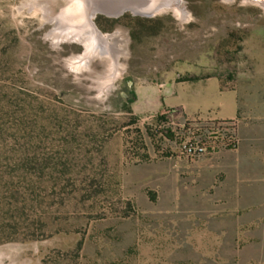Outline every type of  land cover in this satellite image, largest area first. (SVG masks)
Segmentation results:
<instances>
[{
    "label": "rangeland",
    "instance_id": "obj_1",
    "mask_svg": "<svg viewBox=\"0 0 264 264\" xmlns=\"http://www.w3.org/2000/svg\"><path fill=\"white\" fill-rule=\"evenodd\" d=\"M59 8L0 0V264H264V6L98 14L111 81ZM192 77L236 92L233 149L182 152L210 118L159 102Z\"/></svg>",
    "mask_w": 264,
    "mask_h": 264
},
{
    "label": "crops",
    "instance_id": "obj_2",
    "mask_svg": "<svg viewBox=\"0 0 264 264\" xmlns=\"http://www.w3.org/2000/svg\"><path fill=\"white\" fill-rule=\"evenodd\" d=\"M222 85L216 77L175 84L167 90L168 94H161L163 100L159 102L160 109L180 108L186 116L200 115L213 120H232L239 112L236 92L227 90Z\"/></svg>",
    "mask_w": 264,
    "mask_h": 264
},
{
    "label": "bare ground",
    "instance_id": "obj_3",
    "mask_svg": "<svg viewBox=\"0 0 264 264\" xmlns=\"http://www.w3.org/2000/svg\"><path fill=\"white\" fill-rule=\"evenodd\" d=\"M91 3L98 5L101 9H109L113 11L118 7H123L119 10L118 13H123L125 11H142L148 10L149 6L146 4L147 0H88ZM177 9V7H175ZM173 8V9H175ZM87 6L84 3V0H68L66 4L63 5V8L57 13L54 17V28L58 29L60 32L61 28L64 29V34L61 35V38L66 39V41L76 42L83 46L84 52L86 53V60L90 58V55L97 53L95 51L96 47H100L103 52H99L101 56H106L111 61L109 64V71H112L111 78L115 70H113L114 59H112L111 51H109L108 39H112V36H102L101 33L95 31L88 19ZM54 29V30H55ZM97 29V28H96ZM98 30V29H97ZM63 33V32H61ZM59 34H57L58 36ZM100 37V39H99ZM99 51V50H98ZM80 61V60H79ZM110 76V75H109Z\"/></svg>",
    "mask_w": 264,
    "mask_h": 264
},
{
    "label": "built area",
    "instance_id": "obj_4",
    "mask_svg": "<svg viewBox=\"0 0 264 264\" xmlns=\"http://www.w3.org/2000/svg\"><path fill=\"white\" fill-rule=\"evenodd\" d=\"M189 125L192 123L188 122L186 127ZM234 125V121L227 120L200 121L195 124L196 128L192 135L181 144V150L186 157L192 158L224 149H233L236 145ZM189 129L186 128V130Z\"/></svg>",
    "mask_w": 264,
    "mask_h": 264
},
{
    "label": "water",
    "instance_id": "obj_5",
    "mask_svg": "<svg viewBox=\"0 0 264 264\" xmlns=\"http://www.w3.org/2000/svg\"><path fill=\"white\" fill-rule=\"evenodd\" d=\"M60 2V8L66 4V2L68 0H55ZM182 0H147L146 4H148L149 8L148 10H142V11H136L133 12L135 15H141L144 17H153L154 15L164 12L168 9H173L175 7H177L178 3L181 2ZM243 1H251L260 5L264 6V0H243ZM85 5L87 6V9H89V13H88V19H90V23L92 28L97 31L99 33V31L96 29L95 24L92 22V19H94L98 14H103L109 17H117L122 13H118L120 9H122L123 7H118L117 9H114L113 11L109 10V9H101L100 7H98V5L94 3L89 2L88 0H84ZM59 8V9H60ZM60 11V10H59ZM132 12V11H131ZM55 28H53L52 30H54ZM100 39V37H99ZM72 43H76V42H72ZM78 45H80L81 47V52L79 57L77 58V61L79 60H86V53L84 52L83 46L79 43H77ZM54 46H59L58 44H53Z\"/></svg>",
    "mask_w": 264,
    "mask_h": 264
},
{
    "label": "trees",
    "instance_id": "obj_6",
    "mask_svg": "<svg viewBox=\"0 0 264 264\" xmlns=\"http://www.w3.org/2000/svg\"><path fill=\"white\" fill-rule=\"evenodd\" d=\"M200 78H196V77H192V78H183V81H198ZM222 87H224L223 85H222ZM133 98L131 99V100H129L128 102H126V104L124 105L125 106V109H127V111L128 112H130L131 113V109H130V107H129V104H131V103H133ZM160 118H162V117H160Z\"/></svg>",
    "mask_w": 264,
    "mask_h": 264
}]
</instances>
